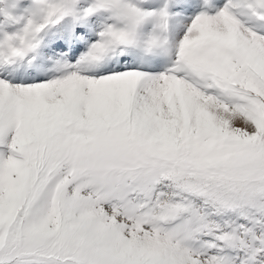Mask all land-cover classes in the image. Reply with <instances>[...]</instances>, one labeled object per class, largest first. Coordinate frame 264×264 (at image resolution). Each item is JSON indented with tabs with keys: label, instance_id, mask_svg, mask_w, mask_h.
I'll return each instance as SVG.
<instances>
[{
	"label": "snow or ice",
	"instance_id": "6c2138e0",
	"mask_svg": "<svg viewBox=\"0 0 264 264\" xmlns=\"http://www.w3.org/2000/svg\"><path fill=\"white\" fill-rule=\"evenodd\" d=\"M0 264H264V0H0Z\"/></svg>",
	"mask_w": 264,
	"mask_h": 264
}]
</instances>
